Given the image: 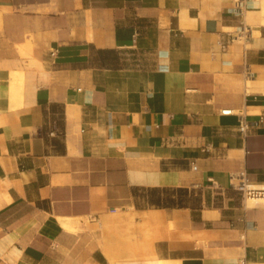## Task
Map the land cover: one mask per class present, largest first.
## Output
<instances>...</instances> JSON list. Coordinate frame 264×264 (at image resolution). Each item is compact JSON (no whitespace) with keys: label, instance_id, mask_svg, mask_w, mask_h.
Here are the masks:
<instances>
[{"label":"crops","instance_id":"obj_1","mask_svg":"<svg viewBox=\"0 0 264 264\" xmlns=\"http://www.w3.org/2000/svg\"><path fill=\"white\" fill-rule=\"evenodd\" d=\"M237 175L264 0H0V264H264Z\"/></svg>","mask_w":264,"mask_h":264},{"label":"built area","instance_id":"obj_2","mask_svg":"<svg viewBox=\"0 0 264 264\" xmlns=\"http://www.w3.org/2000/svg\"><path fill=\"white\" fill-rule=\"evenodd\" d=\"M232 185L241 192L243 199L250 195L253 196L255 193H257L256 191H264V189H255L249 187L250 185L262 186L264 184L251 183L245 175L234 176Z\"/></svg>","mask_w":264,"mask_h":264},{"label":"bare ground","instance_id":"obj_3","mask_svg":"<svg viewBox=\"0 0 264 264\" xmlns=\"http://www.w3.org/2000/svg\"><path fill=\"white\" fill-rule=\"evenodd\" d=\"M225 112H229V110H225ZM249 187L255 188V189H264V185L262 186H256V185H250ZM253 196L250 195L246 197V204L248 206L257 205V204H264V191H256Z\"/></svg>","mask_w":264,"mask_h":264}]
</instances>
